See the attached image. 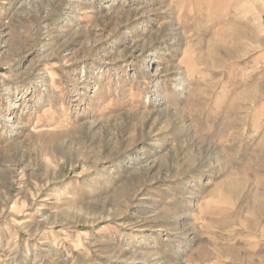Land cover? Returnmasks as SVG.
Wrapping results in <instances>:
<instances>
[{
    "label": "rangeland",
    "instance_id": "obj_1",
    "mask_svg": "<svg viewBox=\"0 0 264 264\" xmlns=\"http://www.w3.org/2000/svg\"><path fill=\"white\" fill-rule=\"evenodd\" d=\"M0 264H264V0H0Z\"/></svg>",
    "mask_w": 264,
    "mask_h": 264
}]
</instances>
